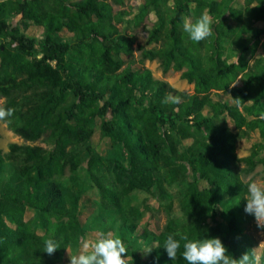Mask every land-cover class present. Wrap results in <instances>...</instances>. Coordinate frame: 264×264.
Masks as SVG:
<instances>
[{"label": "trees", "instance_id": "16d2710c", "mask_svg": "<svg viewBox=\"0 0 264 264\" xmlns=\"http://www.w3.org/2000/svg\"><path fill=\"white\" fill-rule=\"evenodd\" d=\"M205 10L213 33L193 43L183 18L195 20ZM152 11L157 20L149 28L151 45L139 43L142 58L158 59L164 72L182 70L194 83L192 93L155 77L149 67L130 64L139 38L117 24L125 15L111 0H0V96L3 107L15 109L5 122L27 140L46 136L52 145L17 141L8 151L0 147V264H63L68 249H79V238L98 225L123 240L128 264H187L183 246L174 261L168 257L163 242L169 233L220 238L234 258L255 248L246 232L254 216L244 210L242 172L264 163V58L254 64L241 55L230 60L228 50L231 42L245 49L253 42L256 50L264 28L245 22L244 12L264 19V0H245V11L234 0H144L131 23H142ZM228 11L243 25L226 22ZM17 17L25 28L29 21L42 26L41 36L12 24ZM64 28L71 34L63 36ZM239 75L242 85L234 83ZM169 92L181 97L179 105L162 103ZM226 94L234 103L224 100ZM207 108L214 115L227 111L237 130L215 122ZM97 126L116 150L110 158L89 144ZM256 130L260 140L239 157L238 140ZM241 162L246 167L239 170ZM102 165L117 172L118 181L101 174ZM189 171L207 186L188 180ZM86 181L99 199L81 224ZM176 187L184 218L169 217L159 232L139 230L144 212L133 203L136 190L159 196L171 213ZM28 208L33 217L26 218ZM47 239L60 245L52 256L42 251ZM144 245L152 249L145 260L139 252Z\"/></svg>", "mask_w": 264, "mask_h": 264}, {"label": "rangeland", "instance_id": "374dc122", "mask_svg": "<svg viewBox=\"0 0 264 264\" xmlns=\"http://www.w3.org/2000/svg\"><path fill=\"white\" fill-rule=\"evenodd\" d=\"M144 0H123L122 2H118L116 0H111L113 3V7L115 11H123L124 12V21L117 23L122 29H125L129 33H134L138 35V42L134 45V57L132 59L131 65L136 67H149L152 70V73L155 77L161 78V80H164L168 82L171 86L177 88L179 91H181L184 94L192 93L194 91V83L190 82L187 78L183 77L181 75L182 70H174L171 69L168 72H164L162 70L161 64H159L158 59H149V58H142V48L139 47L140 44H144L145 46H150L151 44H147V37L149 33V28L154 24V22L157 20V15L155 12H151L148 15L145 16L142 23L134 26L131 23L132 18L135 16L136 12L139 11L140 6L142 5ZM234 6L242 8L243 11H245V0H234ZM22 21H24L22 18H14L12 19L11 23L15 24L16 26H20V29L26 33L29 36L39 38L42 34L43 27L40 25H36L32 21H29V26L25 28ZM225 21L228 23H231L233 25H240L242 24V21L236 18L230 11L225 13ZM244 21L250 22L255 27H262L264 28V19L262 18H256L252 19L250 16L244 12ZM243 25V24H242ZM61 34L63 36H68L71 34V32L64 28L61 31ZM245 39L249 40L251 39L250 35H244ZM264 39V34L261 37V41ZM258 43L256 46V50H253V42H250L248 45V48L245 49L241 45L235 44L234 42H231V45L233 46V50L229 49L228 51H232V54L230 56V60H236L239 58V56H244L249 64H254L257 57L262 56L264 58V46L262 43ZM206 42V40H205ZM124 59L126 60V63H124V67L126 64H128V59L126 56H124ZM235 84L242 85L243 78L239 75L236 80L234 81ZM214 100L218 99L219 96L217 94H213ZM5 98L0 96V102H4ZM228 103H234V99L232 98L231 94H226L225 99ZM206 113H210L215 122L222 123L225 125H228L232 130L236 131V125L234 119L229 115V113L223 112L214 115L211 111L205 109ZM0 147L4 151L9 150V143L11 142H17V141H26L30 143H40L43 146H46L48 148H52V145H49L44 136L43 138H39L38 140H27L20 134H16L13 130H11L8 127V124L5 121H0ZM260 133L259 130L256 131H249L248 136H244L238 140L239 144H237V153L239 157L246 156L251 153L253 147L256 145V142L260 140ZM192 141V138H187L186 142L190 143ZM110 139L107 136H103L101 134L100 128L97 126L96 131L89 142V144L93 147L94 151L97 153H100L101 155L105 157H112L115 154L114 147L110 144ZM87 148H82V158H83V164H82V170H85L87 168ZM246 167V164L241 162L238 163L239 170ZM99 172L101 174H105L106 177H113L115 181H118V174L117 172H113L111 174V170L105 168L104 165L99 168ZM68 174V172H67ZM67 179V176H64ZM63 177V178H64ZM242 178L245 182H248L249 178L252 179H260L264 180V163L258 162L249 173L242 172ZM187 179L188 180H197L199 182V185L201 187L207 186V183L204 182L202 179L199 178V175L194 174L192 171H189L187 173ZM88 181V180H87ZM85 182L89 187L88 190L83 194L80 206H79V218L80 223L84 224L85 221L89 219V217L94 213L96 208V203L99 199V190L96 189L92 184L89 182ZM180 189L178 187L173 188V193L175 194V202L174 207L171 213H167L166 209L163 207L164 201L159 198V196L154 195L151 192L144 191V190H136V193L134 195V204H139V206L143 209V214L139 218V230L142 228H149L155 231H161L166 224L165 222L168 221L169 217H176L179 219H183V212L181 209V206L179 205V199L177 195L179 194ZM34 216V210L32 208H28L26 212V218H30ZM246 232L251 234L255 240L256 245L255 248L259 246V244L264 241V234H262V230L257 228L255 218L253 217L250 223L247 225ZM108 233H112L113 231H104L99 225L97 227H92L88 230L86 238H96L101 235H107ZM149 249V246H143L142 249L139 250L143 260H145L148 257V254H145L143 251H146ZM79 249L69 248L66 252L64 259L62 260L63 264H70V254L75 255L78 254Z\"/></svg>", "mask_w": 264, "mask_h": 264}, {"label": "clouds", "instance_id": "9594fccd", "mask_svg": "<svg viewBox=\"0 0 264 264\" xmlns=\"http://www.w3.org/2000/svg\"><path fill=\"white\" fill-rule=\"evenodd\" d=\"M212 23L211 16L205 10L195 20L191 17H184L182 29L188 34L191 42L198 44L212 35ZM162 103L179 105L181 97L169 92L165 94ZM14 113V108H5L0 102V121L8 120ZM245 199L247 201L245 212L254 216L257 228L261 229L264 234V180L249 178ZM78 243L80 250L78 254H70V264H128L127 248L123 240L112 233L96 238L81 236ZM181 246H183L182 257L187 264H264V241L240 258L230 255L220 238L191 240L187 234L177 232L169 233L163 242V248L173 261ZM59 248L57 241L47 239L44 241L42 251L52 256ZM151 251L152 249L149 248L143 252L150 254Z\"/></svg>", "mask_w": 264, "mask_h": 264}]
</instances>
